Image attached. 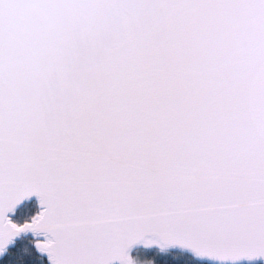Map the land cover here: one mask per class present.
<instances>
[{
  "label": "snow or ice",
  "instance_id": "1",
  "mask_svg": "<svg viewBox=\"0 0 264 264\" xmlns=\"http://www.w3.org/2000/svg\"><path fill=\"white\" fill-rule=\"evenodd\" d=\"M0 264H264V0H0Z\"/></svg>",
  "mask_w": 264,
  "mask_h": 264
},
{
  "label": "trees",
  "instance_id": "2",
  "mask_svg": "<svg viewBox=\"0 0 264 264\" xmlns=\"http://www.w3.org/2000/svg\"><path fill=\"white\" fill-rule=\"evenodd\" d=\"M24 208H28V209H31L32 211H35L36 210V206H35V203L33 200H29V201H26L24 203H22L21 206L18 207V211L16 213V215L13 217L14 219H18L19 216L22 214V211ZM151 257H149L150 259ZM173 259H175V257H173Z\"/></svg>",
  "mask_w": 264,
  "mask_h": 264
},
{
  "label": "water",
  "instance_id": "3",
  "mask_svg": "<svg viewBox=\"0 0 264 264\" xmlns=\"http://www.w3.org/2000/svg\"><path fill=\"white\" fill-rule=\"evenodd\" d=\"M29 200H33L34 203H35V206H36L35 197L29 198ZM29 200H28V201H29ZM23 203H24V202H23ZM36 207H37V206H36Z\"/></svg>",
  "mask_w": 264,
  "mask_h": 264
}]
</instances>
